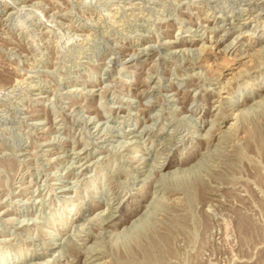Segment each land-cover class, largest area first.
Listing matches in <instances>:
<instances>
[{"label": "rangeland", "instance_id": "374dc122", "mask_svg": "<svg viewBox=\"0 0 264 264\" xmlns=\"http://www.w3.org/2000/svg\"><path fill=\"white\" fill-rule=\"evenodd\" d=\"M41 263L264 264V0H0V264Z\"/></svg>", "mask_w": 264, "mask_h": 264}, {"label": "bare ground", "instance_id": "6f19581e", "mask_svg": "<svg viewBox=\"0 0 264 264\" xmlns=\"http://www.w3.org/2000/svg\"><path fill=\"white\" fill-rule=\"evenodd\" d=\"M261 37V36H260ZM262 38V37H261ZM240 57V56H239ZM247 57V56H246ZM105 212V211H104ZM95 218V217H94ZM76 227V226H75ZM128 228V227H127ZM67 240V239H66ZM86 255V254H85ZM44 262V261H43ZM42 264V263H41ZM45 264V263H44ZM97 264V263H96Z\"/></svg>", "mask_w": 264, "mask_h": 264}]
</instances>
